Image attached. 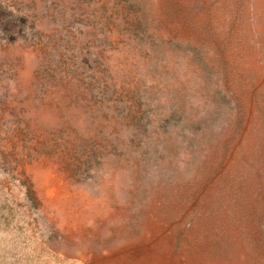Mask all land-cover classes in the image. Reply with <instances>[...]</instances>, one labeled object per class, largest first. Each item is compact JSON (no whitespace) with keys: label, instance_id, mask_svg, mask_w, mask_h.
<instances>
[{"label":"rangeland","instance_id":"obj_1","mask_svg":"<svg viewBox=\"0 0 264 264\" xmlns=\"http://www.w3.org/2000/svg\"><path fill=\"white\" fill-rule=\"evenodd\" d=\"M0 264H264V0H0Z\"/></svg>","mask_w":264,"mask_h":264}]
</instances>
